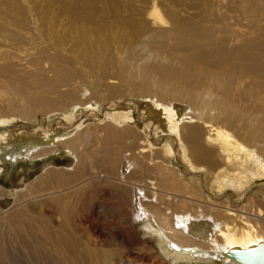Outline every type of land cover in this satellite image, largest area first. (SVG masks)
Listing matches in <instances>:
<instances>
[{
  "label": "rangeland",
  "instance_id": "1",
  "mask_svg": "<svg viewBox=\"0 0 264 264\" xmlns=\"http://www.w3.org/2000/svg\"><path fill=\"white\" fill-rule=\"evenodd\" d=\"M70 1L72 0H0V12L8 22L22 13L23 16H29L28 23L32 22V15L42 22L47 12L45 6L48 7L51 3L56 9L63 2L70 3ZM127 1L128 4L122 3L124 9H127L128 5L134 7V0ZM258 4L264 7V3ZM163 28L164 25H159L152 29L163 31L165 30ZM24 33L26 31L22 34ZM158 42L160 43V40H157V44ZM32 43V41L27 42V44ZM73 43H68L67 47L57 51L64 62L38 57L37 61L40 62L38 67H35V63L29 62L33 57L23 51L19 56L20 60L13 61L16 74L10 72L8 81L3 78H1L2 82L0 81V143L8 144V149L1 156L7 170L0 175V188L6 192V195L0 197V264H174L164 256L151 237H146L141 225L142 221L138 220L134 211L136 198L135 189L134 194L132 192L134 187H123L124 185L115 181L94 177L108 176V179L113 177L125 181L129 179L128 182L132 183L156 179L163 188L166 186L172 188L179 194L183 193V197L184 192L192 185L193 191L200 194L196 200H207L202 208L206 207L209 212L206 213L209 221L213 219L209 204L220 207L239 205V208H248L250 204L264 206L263 84L255 85L256 79L253 77L234 74L230 78L227 73L224 75L222 72L218 74L219 77L217 75L208 77L204 81L202 77H198L199 82L203 81L202 86L193 84L198 88L202 87L200 91L210 89L212 92L224 93L228 79L232 82L228 86L229 92L226 91V98L218 103L222 108H218L217 102L213 101V110L216 114L223 110L228 111L230 115L227 116L228 118L216 116L215 120L211 117L209 122L234 136L241 148L238 151L234 150L236 152L234 156L240 162L244 163V160L249 158L247 163L249 172L235 178L232 172L223 166V155L217 154L218 146L208 145L205 141L203 135H206L207 129L204 128L203 122L196 124L202 127L200 143L204 148L209 149L211 157L209 162L199 165L200 163L197 164L195 159L193 162L191 146L184 139L188 133L187 127L194 123H188L178 131L173 129L174 132L166 133L160 131L161 124L148 115V104L161 109L167 108L166 104L170 102L156 103L159 97L153 100V95L148 97L139 93L134 87V81L142 84L138 67L143 63L146 64L147 52L143 54L144 56L141 52L135 55L137 62L134 64L136 68L135 70L133 68V72L125 68L129 64L126 61V65H121L123 66L121 72L116 68L117 72L122 73V77L119 76V80L108 77L106 81L103 72L87 63L94 58L97 60L93 52L83 51L86 52L84 56L68 52ZM89 44L81 43L78 47ZM109 45L116 49L117 58H126L124 51L127 41ZM96 48L98 47L95 46ZM105 51L106 49L102 54ZM123 52L125 54H122ZM92 54L95 56L93 57ZM160 58L147 61V65L150 62L149 71L159 73H152L153 78L156 75L165 78L167 72L164 69H169V74L173 76L168 80L170 88L167 85L165 87L172 89L178 85L181 77L177 72V68L181 69V63L175 62V59L171 67L162 68L166 63L162 61L163 56ZM101 59L102 57H99V60ZM59 65L60 68L62 66L67 68L69 71L67 74L75 73V80L68 81L66 87L54 84L57 79L55 73L60 69ZM38 69L41 70L37 72ZM196 73L200 75L202 72L196 71ZM232 78L237 81V86L234 85ZM215 81L218 83L214 84ZM251 84L255 85L254 89L247 90ZM73 89H75L74 93ZM150 89L149 94L157 91ZM164 89L160 86L159 91L163 93ZM239 92L244 96L248 94L247 103L241 101ZM66 97L76 98L73 101ZM210 106L212 103L205 107V112H211ZM85 135L90 136L87 139ZM37 136L40 140L47 136L57 137L55 141H60L58 143L60 147L72 156H67L62 149L54 152L55 148L52 147L39 150L34 159L25 156L26 159H21L15 164L13 158L21 154L28 144L37 149L42 147L37 144L41 142L37 140ZM32 137L37 141L32 140L30 143ZM137 137L140 139L138 140ZM177 138L184 141L177 143L175 140ZM96 142H99L98 145ZM143 150H146L147 155ZM246 153L249 155L247 156ZM153 160L166 167L164 176L153 167L145 169V165L153 164ZM126 161H133L142 166L139 170L133 171V175H129L132 178L124 177L123 167ZM45 167L49 168L45 169ZM50 170L54 173L47 184H42L45 181L42 180L43 176L49 174ZM23 178L27 179L28 189L18 191V186L22 188L20 181ZM167 179L172 180L171 184H168ZM239 181L242 183V189L238 188ZM25 199L27 205L17 208V204H22V200L24 202ZM174 204L180 210L182 205ZM170 205L162 206V211L170 209ZM172 208L175 206L172 205ZM148 210L157 212L150 207ZM171 212L174 215H183L184 210L178 212L171 210ZM196 214L194 211L190 213L192 216ZM172 222H175L174 218ZM219 230L224 232V227L220 225L216 229L217 236L221 235ZM224 235L222 234L221 238Z\"/></svg>",
  "mask_w": 264,
  "mask_h": 264
},
{
  "label": "bare ground",
  "instance_id": "2",
  "mask_svg": "<svg viewBox=\"0 0 264 264\" xmlns=\"http://www.w3.org/2000/svg\"><path fill=\"white\" fill-rule=\"evenodd\" d=\"M260 2L264 3V0H134V7L128 5L127 9H124L122 3L128 4L127 0H72L70 1L71 4L69 2L58 3L60 6L57 7V5L56 9L50 3L48 7L45 6L47 12L43 21L40 22L38 17L32 15V22L30 23H28L29 16H23L24 13L16 15V19L8 22L6 17H3L4 15L0 12V22H2L0 23V81L1 78L9 79L10 72L16 74L14 73L16 67L13 61L20 60L19 56L23 51L33 57L29 62L35 63V67H38L40 66V62L37 61L38 57L40 59L53 58L56 59L55 61L64 62L63 57L57 51L67 47L68 43L74 42L68 52L75 53L77 56H79L78 54H83L84 56L86 52L83 51L93 52L97 60L94 58L87 61V63L93 65L96 70L98 68L99 71L103 72L105 80L108 77L119 80L118 77H122V73H120L122 71L121 67L124 66L123 64L126 65V61L129 64L125 68H129L133 72L134 64L137 62L135 55L138 52H141L142 55L147 52L145 54V56H148L147 60H145L146 64L143 63V65L141 63L142 65L138 67L142 84H137L134 81V87L139 93L148 97L153 95V100L159 97V101H155L156 103L170 102L166 104L168 105L167 108L161 109L148 104V115L161 124L162 128H160V131L166 133L174 132L173 129L178 131L186 124L194 123L187 127V138L185 137L184 139L191 146L193 162L195 159L197 164L200 163L199 165L209 162L211 157L209 149L204 148L200 143L202 127L200 128L196 124L203 122L204 128L207 129L206 135H203L205 141L208 145L216 144L218 146L217 154L223 155V166H226L235 178H239L249 172L247 168L249 158L245 159L244 163L240 162L234 156L236 155L234 150L238 151L241 149L234 136L223 128L216 127L209 122L211 117L215 120L216 116L226 118L230 115L228 111L220 109L216 114V111L213 110V101L217 102L216 106L218 108L221 107V104L219 105L218 103L223 98H226V91H228L231 81L228 79L224 93L212 92L210 89L200 91L202 87L198 88L194 85L199 84L202 86L201 83L205 79L218 76L221 72L224 75L227 73L230 78L234 74H238L241 77H253L256 79L255 85H259V83L264 85V7L258 4ZM159 25H164L165 30L152 29ZM25 31L26 33L22 34ZM157 40H160V43L158 42L157 44ZM30 41L33 43L27 44ZM119 41H127V52L126 50L124 51L126 53L125 59L117 58L115 56L116 49L111 48L109 45ZM81 43L90 44L78 47ZM27 45L29 46L27 47ZM95 46L98 48L95 49ZM105 49L106 51L102 54ZM124 52L122 54H125ZM51 53L54 54L51 55ZM160 56H163L162 61L167 64H163L162 68L171 67V63L175 59V62L181 63V69L177 68V72L181 77L178 85L172 89H168L170 88L168 80L173 76L169 74V69H164L167 72L164 75L165 78H159L156 75L159 74L158 72L149 71L150 62L148 67L147 61L152 58L161 59ZM99 57H102V59L99 60ZM116 68L120 72H117ZM39 70L41 69H38L37 72ZM196 71L202 73L198 75ZM68 72L67 68L62 66L55 73L57 79L54 84L66 87L68 86V81H74L75 73L67 74ZM152 73H156L157 78H153ZM198 77H202L203 81L199 82ZM80 78L82 80L83 77L81 76ZM231 80L237 86V81L234 78ZM120 81H122L121 78ZM216 83L218 82L215 81L214 84ZM166 85L169 87L166 88ZM255 85L251 84L247 90L252 91ZM160 86L165 88L163 93L159 91ZM75 87L77 89V86ZM150 88L157 91L149 94ZM73 90L74 93L75 89ZM71 92L70 95H72ZM238 95L241 96L240 99L243 103H247L248 94L244 96V94L239 92ZM76 97H73V99ZM67 99L73 100L69 97ZM211 103V112H205V107ZM166 110L168 111L163 113ZM166 114H169V116H166ZM38 136L37 140H40ZM89 136L85 135L87 139ZM56 139L57 137H43L40 140L41 142H37L39 146H42L38 147V149L28 144L21 154L15 155L13 161L17 164L21 159H26L25 156L34 159L36 153L41 149L54 147V152L62 149L58 144L60 141H55ZM137 139L136 141L140 138ZM184 139L182 140L184 141ZM32 140L37 141L36 138L32 137L30 143ZM175 140L177 143L182 141L180 138ZM3 143H0V175L7 170L1 156L8 149V144L6 142ZM98 143L96 142L97 145ZM150 148L152 149L153 146ZM146 150H143V153H146ZM42 152H45V150H42ZM63 152L67 156H72L69 152L64 150ZM246 155L248 156L249 153H246ZM143 159L146 160L145 158ZM154 162L153 160V164H146L145 169L153 167L164 176V170H167L166 167L162 163L155 162L154 164ZM188 163L190 164L191 162L189 161ZM140 167L142 168V166L133 161H126L123 167L124 177L130 178L131 176L129 175L136 169L139 170ZM48 168L45 167V169ZM53 173V170H50L49 174L46 173L42 179L45 181L41 183L47 184ZM107 177L94 178L115 181L122 184V186L124 185L123 187H134L132 189L133 194L134 189L136 191L134 211L138 220L142 221L141 225L146 237H151L164 256L169 258L174 264L183 262L189 264L194 262L201 264H213L216 262L221 264H240L227 256L230 251H247L264 245V206L250 204L248 208L243 206H240L243 208H239V205L237 207L232 205V207H220L216 204H209L213 218L209 221L206 215L209 212H207L206 207L202 208V206L206 205L207 200L201 199L202 202L199 199L196 200L200 194L193 191L192 185L184 192L185 196L183 197V193L179 194L172 188L167 186L163 188L156 179L132 183L128 182L129 179L125 181L116 180L113 177L108 179ZM26 181V178L20 181L22 188L18 186V191L20 189H28V187L26 188ZM171 181H168V184H171ZM90 183L88 182V184ZM238 184V188L242 189V183L239 181ZM4 195H6V192L0 188V197ZM42 195L39 196L41 197ZM44 196L42 197L44 198ZM58 198L60 197L58 196ZM25 200L24 202L22 200V204H17V208L25 207L27 205L25 204L27 200ZM146 203L149 205H146ZM174 203L182 205L180 210ZM169 205L170 209L176 212L184 210L183 215H174L169 208L166 211H162V206L169 207ZM172 205L175 208H172ZM148 207L157 210V212L149 211ZM189 210L191 211L189 212ZM193 211L197 213V216L190 215ZM188 214L191 218L187 216ZM172 218L175 219V222H172ZM219 222L221 223L218 224ZM220 225L224 227V232L219 230L221 235L217 236L216 229ZM222 234L225 235L221 238ZM132 240H134V237ZM173 245L176 248H173ZM68 248L71 250L70 246Z\"/></svg>",
  "mask_w": 264,
  "mask_h": 264
},
{
  "label": "water",
  "instance_id": "3",
  "mask_svg": "<svg viewBox=\"0 0 264 264\" xmlns=\"http://www.w3.org/2000/svg\"><path fill=\"white\" fill-rule=\"evenodd\" d=\"M227 256L240 264H264V245L247 251L233 250Z\"/></svg>",
  "mask_w": 264,
  "mask_h": 264
}]
</instances>
